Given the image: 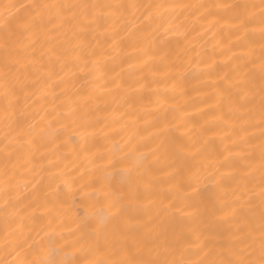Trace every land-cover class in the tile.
I'll return each mask as SVG.
<instances>
[{
    "label": "bare ground",
    "instance_id": "6f19581e",
    "mask_svg": "<svg viewBox=\"0 0 264 264\" xmlns=\"http://www.w3.org/2000/svg\"><path fill=\"white\" fill-rule=\"evenodd\" d=\"M65 2L205 6L236 3L255 4L258 9L260 0H0V42L7 31L20 23L12 19L5 26L3 21L8 13L31 15V5ZM6 5L15 7L4 11ZM160 11V18L148 25L142 23L143 17L138 12L120 16L115 9H105L110 18L103 28L89 29L71 41L73 45L86 47L78 48L79 59L64 72L57 65V72L61 76L71 72L67 86L75 102L69 107L78 108L75 122L68 117L49 127L48 121L54 113L45 115L47 105L33 104L31 98L26 101L22 97L15 113L8 117L0 105V174L7 168L15 186L10 194L14 203L7 209L0 197V264L43 260L48 238L72 231L82 217L98 211L92 199L81 196L88 189L77 191V188L93 175L91 154L101 145L109 147L102 135L119 126H124V130L109 140L121 145L129 133L138 132L137 139H143L137 151L142 153L141 159L146 157L148 164L144 181L150 184V189L142 202L144 206L133 213L135 231L141 236H153L161 246L167 243L175 247L176 251L168 258L185 262L195 261L201 255L203 249L201 253L194 249L202 243L219 250L228 247L227 241L240 236L236 229L245 215L243 201L249 193L256 194L260 189L257 178L261 138L258 128L247 125L248 117L239 114L242 109L222 98L221 93L229 81L243 77L244 68L239 66L249 54L259 64L264 43L260 29L264 25L257 16L245 28H236L231 11L226 13L215 7L209 10L211 15L202 19H194L197 13L191 9L177 7ZM198 11L203 13L205 9ZM59 24L58 19L52 22V25ZM133 26L139 38L136 41L125 34ZM79 29L77 25L76 30ZM187 29L194 30H189L186 36L180 35ZM24 37L25 43L36 39L31 33H25ZM46 37L54 39L41 48ZM65 39L63 28L41 31L34 45L37 55L45 52L47 62V49L53 45L57 51L63 49ZM186 41L193 45L190 62L184 54ZM92 49L96 50V56L86 55ZM76 55L69 53L70 57ZM96 59L102 65L99 70H93L92 61ZM85 110H89L87 118L98 119L95 142L91 137L87 141L83 138L85 132L93 131L81 126ZM258 118L254 117L251 122L255 123ZM106 122L108 126L103 127ZM10 125L17 132L29 126H34L36 131L45 130L42 140L37 141L43 143L37 149L38 158L24 163L23 168L17 165L24 162L27 147L13 145L10 155L2 149L5 129ZM253 135L255 138L249 139ZM50 160L75 178V183L61 184L58 188L55 182H50L48 173L55 171L48 167ZM94 163L99 165L101 161ZM30 164L35 167L30 168ZM249 175L252 178L246 179ZM3 178L0 175V180ZM121 183L120 176L113 175L111 186L115 190H120ZM57 209L65 211L61 215ZM177 235L181 237L179 244H176ZM72 238L65 235L57 243Z\"/></svg>",
    "mask_w": 264,
    "mask_h": 264
},
{
    "label": "snow or ice",
    "instance_id": "6c2138e0",
    "mask_svg": "<svg viewBox=\"0 0 264 264\" xmlns=\"http://www.w3.org/2000/svg\"><path fill=\"white\" fill-rule=\"evenodd\" d=\"M15 5H6L4 11L14 8ZM32 14L19 16V14L8 13L4 17V24L7 26L9 21L17 19L20 23L15 29H10L5 33L4 39L0 42V105L3 106L5 116L8 117L15 113L16 106L20 104L21 98L29 100L35 104L41 102L45 107V115L54 113L48 121L49 127L52 124H58L61 119L73 118V122L78 118V108L71 100V91L67 86L71 78V72L65 75H58L59 71L64 72L70 64L79 59L78 48L85 45H73L71 41L82 32L89 29L103 28L104 23L110 18V14L105 9H115L120 16L135 15L137 12L143 17L142 23L152 25L161 16L162 9L171 8L175 10L191 9L197 13L194 19H202L205 15H211L210 9H223L224 12L232 13L231 18L236 21L234 27L245 28L259 17V23L264 25V0H260L259 7L252 4L226 3L219 5H199V4H181V5H163L151 3H129V4H107L98 2H65V3H40L29 6ZM205 9L200 13L199 9ZM256 11H252V10ZM52 10H55L53 14ZM131 10V12H130ZM47 14V15H46ZM58 19L59 25H52L53 20ZM45 25H52L46 28ZM80 25L79 31L76 26ZM57 27L63 28L65 36V47L57 51L55 45L47 49V62L45 61V52L37 55L38 49L34 46L39 39L41 31L54 32ZM35 30V31H34ZM135 26L129 28L125 33L134 41L139 38L135 36ZM168 30V29H165ZM187 29L180 33L186 36ZM210 30L206 29V31ZM247 31V29H246ZM25 33H31L36 39L24 42ZM261 40L264 41V27L260 29ZM23 38V39H22ZM54 37H46L41 42L43 48L45 43H50ZM193 50V45L188 44L184 54L188 55L189 62L193 57L189 55ZM135 51V50H134ZM77 53L75 57H70L69 53ZM88 56H96V50L92 49L86 53ZM200 55L199 52L196 53ZM25 57H31L26 60ZM104 59H108L104 56ZM256 58L249 54L248 59L239 67L244 68L243 77L238 80L229 81L221 93L222 98H226L230 104L239 107L242 116L248 117L246 121L250 127L258 128V135L261 138L259 176L257 182L260 185L259 192L249 193V196L243 201L245 215L243 221L237 226L236 231L240 236L227 241V248L219 250L213 247H205V243L198 245L194 252L201 253L195 261L185 262L183 259H169L175 251V247H170L167 243L161 246L155 242L153 236L145 234L141 236L134 230L132 221L133 213L144 206L143 201L149 193L150 184L144 181V171L148 164L146 157L141 159L142 153L137 151L142 147V139H137L138 132L128 134L127 140L117 145L115 140H109V137L118 135L124 130V126H119L111 132L104 133L102 138L109 147L102 145L90 156L93 175L89 177L87 183L78 186L88 190L81 193L84 198L92 199L98 205V211L91 216L82 217L75 229L67 233L61 232L59 235H53L47 240V254L43 260L28 261L27 264H264V43L261 44L259 52V64H255ZM95 68L99 70L102 65L99 59L92 61ZM251 64L252 67H247ZM100 75H103L100 72ZM99 78V77H96ZM227 79V78H226ZM258 81V82H257ZM108 83V81H105ZM64 84V88L60 85ZM102 87V91H103ZM60 97V99H58ZM27 107V105H25ZM12 110L10 113L9 110ZM88 111L83 113L84 119L81 121L83 128H92L91 133L85 132L84 139L87 141L90 137L93 142L97 137L98 130L95 124L98 119L87 118ZM259 118L252 123L254 117ZM112 123H116L115 120ZM107 122L103 127H107ZM45 130L36 131L34 126L21 129L19 132L11 125L5 129L2 149L11 154L12 146L19 145L29 149L24 162L18 164L23 168L24 163L34 161L38 158L37 149L43 146V143H37L42 140ZM255 136H249L253 139ZM96 160L101 161L98 165ZM30 168L35 164H30ZM48 167L55 169L49 171L50 182H55L60 187L70 186L75 183V178L70 177L60 169L54 161H48ZM43 171V165L41 166ZM3 180H0V197L3 198V206L7 209L14 203L11 192L14 190L12 176L8 174L5 168ZM113 175H119L122 183L120 190H115L112 185ZM175 175V171H173ZM251 175L246 179H251ZM89 185H99L98 187H89ZM243 194V193H242ZM258 197V200H257ZM48 203L47 194L45 201ZM149 204L151 201L148 202ZM171 207V205H169ZM47 211L51 212V209ZM58 214L63 213L64 209H57ZM55 219V216H52ZM75 233V235H73ZM65 235L72 236L71 240H65L62 244L57 243V239H63ZM181 242L180 235L176 237V244ZM223 243V241H217ZM187 251V249H185ZM11 264V262H10Z\"/></svg>",
    "mask_w": 264,
    "mask_h": 264
}]
</instances>
